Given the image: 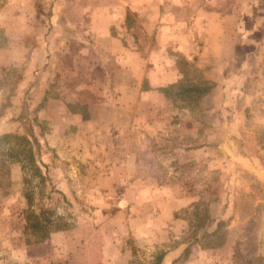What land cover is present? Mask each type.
<instances>
[{"label":"rangeland","instance_id":"1","mask_svg":"<svg viewBox=\"0 0 264 264\" xmlns=\"http://www.w3.org/2000/svg\"><path fill=\"white\" fill-rule=\"evenodd\" d=\"M204 6L264 33V0ZM104 9L125 13L111 31L145 60L136 90L72 96ZM160 27L163 0H0V264L264 258L263 43L173 52L180 77L163 82Z\"/></svg>","mask_w":264,"mask_h":264},{"label":"crops","instance_id":"2","mask_svg":"<svg viewBox=\"0 0 264 264\" xmlns=\"http://www.w3.org/2000/svg\"><path fill=\"white\" fill-rule=\"evenodd\" d=\"M205 1L211 0H163V27L159 28L157 34L159 41L161 40L159 48L163 49V58L162 55H159L161 59L153 60L158 64H163V76L161 75L158 78L160 80L163 79V82L176 81L180 77V71L176 66L177 55H174V53L181 54L189 59L195 55V50L201 47L199 45L201 42L204 43H202V47H205V49L226 50L231 48L233 42L238 41L240 32H237V35L235 32H231L228 24L231 16L226 13L223 16L216 10L212 11L208 9L204 6ZM119 8L124 11L122 5ZM80 12L82 13V10ZM98 12L102 15V27L94 28L93 30L91 28L89 30L83 29V33L93 31L102 38V44L99 47L96 44L95 51L98 61L90 63L89 60H82V63L77 62L75 64V66L77 65L75 72L80 73L79 75L84 78V82L74 86L72 94L70 93L72 96H88L89 89L94 92L95 96L104 95L102 97H109L113 94L117 95L116 92L113 93L112 91H119L121 88L124 90H136L137 68L139 67L142 70L145 63V60L134 50V39L133 45L130 40H127L125 45L121 38L111 31L114 25L118 29V32L121 31V28L125 27L120 25L123 22L125 13L122 16L120 13L116 14L111 10L104 9L97 10L95 12L96 17ZM86 13L85 11L83 22L88 16ZM220 18L225 23V27L218 31H212V28H216V20ZM255 35L257 37L252 39L251 36L242 37L241 33L240 42H245V45H249L251 48L252 44L250 43L255 42L259 46L263 43L261 45V48H263L264 39L261 40V37L264 33L257 29ZM81 46L77 53L80 61L82 57L88 55L87 51L89 50L88 44L84 43ZM50 49L58 50L55 46ZM219 55L224 59L229 56H226V54ZM94 68H99L98 70L100 71L103 70L101 78H93L94 76L90 75ZM141 78L143 79V76ZM99 81L107 88L103 89L102 92H100L101 84ZM110 86L111 89H108Z\"/></svg>","mask_w":264,"mask_h":264},{"label":"trees","instance_id":"3","mask_svg":"<svg viewBox=\"0 0 264 264\" xmlns=\"http://www.w3.org/2000/svg\"><path fill=\"white\" fill-rule=\"evenodd\" d=\"M35 140V139H34ZM35 143L37 144V141L35 140ZM263 256L262 255H258V256H255L251 259H247L245 261V263L247 264H263Z\"/></svg>","mask_w":264,"mask_h":264}]
</instances>
